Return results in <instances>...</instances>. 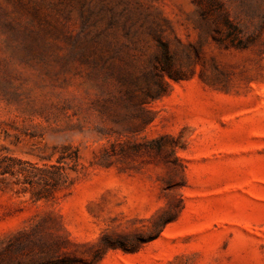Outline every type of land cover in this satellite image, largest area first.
Segmentation results:
<instances>
[{"label": "rangeland", "instance_id": "obj_1", "mask_svg": "<svg viewBox=\"0 0 264 264\" xmlns=\"http://www.w3.org/2000/svg\"><path fill=\"white\" fill-rule=\"evenodd\" d=\"M158 41L181 79L139 124L126 96L156 72ZM159 136L181 173L133 151ZM0 161L13 172L0 175V241L30 234L0 264H27L28 241L75 264H264V0H0ZM174 197L157 239L98 251Z\"/></svg>", "mask_w": 264, "mask_h": 264}, {"label": "trees", "instance_id": "obj_2", "mask_svg": "<svg viewBox=\"0 0 264 264\" xmlns=\"http://www.w3.org/2000/svg\"><path fill=\"white\" fill-rule=\"evenodd\" d=\"M222 23L227 28L226 36L228 38L235 37L240 31L234 26L229 18L226 16L222 17ZM157 47L159 50V54L155 57V65L154 68L156 72L151 75L150 80L148 75L144 76V81L146 83L145 90L139 89L138 93L128 92L126 96L127 101H131V98L134 97L137 99L136 110L139 112L137 116H135V120L139 122V124H149L152 119L145 118L143 114L147 113V103L149 101L158 99L165 95L167 90L170 87L171 81L180 80V74L177 71L171 69L173 58L168 52V48L164 42L158 41ZM117 81L124 85L126 83H133V78L131 76L126 75H118L116 77ZM137 81L136 78H134ZM153 83L154 87L150 88L148 85ZM129 95V96H128ZM133 103V102H132ZM176 147L177 145L171 139L169 140L166 136H159L156 139L149 140L147 143L143 144H134L133 151L138 152L141 149L150 150L154 155H165L166 160L165 164L169 170L174 173H181L183 171L181 164L179 163L176 157ZM6 158V157H4ZM10 160L9 158H7ZM74 159H76L74 157ZM76 161V160H75ZM0 161V167L1 166ZM53 171L48 170H39L40 173H47L51 180L54 182L55 179L59 176L58 168L54 166H50ZM5 173L13 174V172L8 167H3L2 171H0V175H4ZM46 180V179H45ZM47 181V180H46ZM45 181V182H46ZM54 189V188H53ZM52 189H42L35 193L33 196L35 200H47L50 195ZM182 209V199L179 197H174L171 201H168L161 210L152 215L149 219H146L147 226H144L145 229L140 230L137 233L132 234H119L115 237H107L103 235L98 241V245L100 246L99 250L108 251L121 249L126 252H136L140 249L144 244H147L155 239H157L162 231L171 223L175 221L179 212ZM30 234L27 231H20L17 235L13 236L11 239L7 241H0V250L3 252H13L15 248V242L18 238L28 237ZM27 249L31 254L32 258L29 260L27 264H75L74 260L66 257V256H58L60 253V248L56 243H50L49 241H41L39 245H36L35 242L28 241ZM13 245V246H12ZM21 245V243L17 244ZM36 248V249H33ZM20 251H23L24 248H20ZM36 250L37 252H34ZM38 256L36 257V255ZM7 264H22V263H7Z\"/></svg>", "mask_w": 264, "mask_h": 264}]
</instances>
